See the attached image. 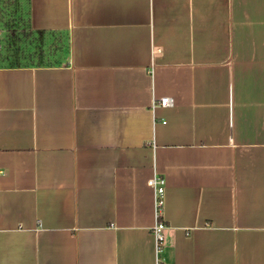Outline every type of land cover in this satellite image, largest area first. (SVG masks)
<instances>
[{
    "label": "crops",
    "instance_id": "0c3cea01",
    "mask_svg": "<svg viewBox=\"0 0 264 264\" xmlns=\"http://www.w3.org/2000/svg\"><path fill=\"white\" fill-rule=\"evenodd\" d=\"M12 1L59 49L0 67V264H264V0Z\"/></svg>",
    "mask_w": 264,
    "mask_h": 264
},
{
    "label": "trees",
    "instance_id": "16d2710c",
    "mask_svg": "<svg viewBox=\"0 0 264 264\" xmlns=\"http://www.w3.org/2000/svg\"><path fill=\"white\" fill-rule=\"evenodd\" d=\"M11 13L13 16L11 15ZM14 16L15 13L13 1L0 0V25L2 26V28H6V30L7 28H14L15 31L17 28H19V30L17 31H19L20 38L22 39V41H25L24 44L28 45L30 48L26 49L24 47L22 50L18 49L19 44L13 42L15 40L14 33H10L9 36L7 34L6 37L0 38V43L4 44V47L0 49V67H15L20 64V62L16 60L17 58L15 60L11 59V54L9 55L7 51V47H9L10 45L15 46V53L19 55L18 59L21 58V60H23L24 62L21 64H25L26 66H40L44 64H52V56L54 55L56 50L59 49V47L54 48V43H50L44 50V40L39 39L41 33L34 37L35 34L31 31V29H29V27H26L27 24H25L23 21L17 22ZM27 22L28 21L26 20V23ZM19 35H16L17 40ZM9 37L14 40L12 41Z\"/></svg>",
    "mask_w": 264,
    "mask_h": 264
},
{
    "label": "built area",
    "instance_id": "2783aa9c",
    "mask_svg": "<svg viewBox=\"0 0 264 264\" xmlns=\"http://www.w3.org/2000/svg\"><path fill=\"white\" fill-rule=\"evenodd\" d=\"M171 105V98L169 97H161L158 99L156 103H154V107H167ZM148 186L153 191V203H154V213H155V223L152 227L151 233L154 237L155 243V252L158 255L163 249L164 243V229L166 228L165 223L161 219V208L163 204V194H164V186L165 181L164 178L160 175L154 174L148 181Z\"/></svg>",
    "mask_w": 264,
    "mask_h": 264
},
{
    "label": "rangeland",
    "instance_id": "374dc122",
    "mask_svg": "<svg viewBox=\"0 0 264 264\" xmlns=\"http://www.w3.org/2000/svg\"><path fill=\"white\" fill-rule=\"evenodd\" d=\"M19 12H17V13H20L21 15H22V21L26 24V17H25V13H24V11L22 10V12L20 11V10H18ZM14 13L16 14V10L14 9ZM10 14V13H9ZM19 14V15H20ZM11 15H12V13H11ZM13 16V15H12ZM10 33H14L15 34V36H14V39H12V38H10L14 43L16 42V43H18L19 45H18V49H23L24 47L26 48V49H28V48H30L28 45H26V44H24V42L25 41H22V39L20 38V35H19V31H17V30H15L14 31V28H7V30H6V28H2V26L0 25V38H2V37H6L7 36V34H8V36L10 35ZM16 35H19L18 36V40L16 39ZM37 35H35L34 37H36ZM39 39L40 40H44V50L46 49V47H47V45H49L50 43H54V42H52V41H55L57 38H55V39H51V40H48V42L47 41H45V39H44V37H40L39 36ZM59 40V39H58ZM20 42V43H19ZM12 44V43H11ZM2 47H4V44L3 43H0V49H2ZM15 46L14 45H10L9 47H7V51H8V53H9V55L11 54V59L12 60H15L16 58V60L18 61V62H20V64L21 63H24L23 62V60H21V58H19L18 59V54H16L15 53V50L13 49ZM12 53H11V52ZM10 59V60H11Z\"/></svg>",
    "mask_w": 264,
    "mask_h": 264
}]
</instances>
